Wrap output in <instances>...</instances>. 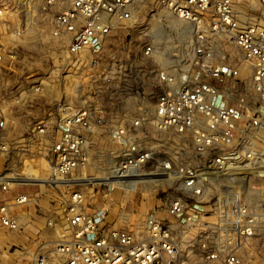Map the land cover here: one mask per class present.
<instances>
[{"label": "built area", "instance_id": "built-area-1", "mask_svg": "<svg viewBox=\"0 0 264 264\" xmlns=\"http://www.w3.org/2000/svg\"><path fill=\"white\" fill-rule=\"evenodd\" d=\"M41 1L55 12L50 36L65 44L48 58L51 72L64 71L72 92L74 71L97 66L108 36L119 23L136 22L142 0ZM255 1L263 7L257 13L238 11L234 0H152L154 21L170 18L186 52L160 61L152 111L110 128L120 149L109 176L125 186L152 185L160 204L140 229L116 227L104 211L88 213L85 194L74 189L61 221L69 235L38 253L34 264H264V0ZM20 28L0 32V79L18 58L28 32ZM225 42L233 44V55ZM156 51L151 41L144 52L156 58ZM40 84L32 89L41 91ZM103 125L88 106L61 100L54 120L33 127L47 157L39 154L26 169L45 166L50 180H66L88 163L91 135ZM5 129L3 118L0 138ZM165 133L177 137L179 151L155 160L143 138ZM29 201L28 193L4 182L1 227L16 230L12 208Z\"/></svg>", "mask_w": 264, "mask_h": 264}, {"label": "rangeland", "instance_id": "rangeland-1", "mask_svg": "<svg viewBox=\"0 0 264 264\" xmlns=\"http://www.w3.org/2000/svg\"><path fill=\"white\" fill-rule=\"evenodd\" d=\"M234 1L238 11L263 10L255 0ZM43 6L41 0H0V32L28 28L20 38L17 60L0 79V119L6 120L5 133L0 138V187L10 181L12 191L30 196L29 202L12 208L18 220L16 230L0 225V264H34L38 253L52 251L69 235L61 221L66 215L68 195L74 189L85 194L83 208L88 213L102 210L106 220L116 227L136 230L143 226L150 210L160 204L159 195L154 197L152 185L148 184L110 188L105 183L120 149L109 130L119 120L152 111L160 92L155 78L160 61L172 52H186V45L179 46L169 26L170 18L154 21L150 10L157 9V5L152 0H142L135 8L136 22L131 26L119 23L108 36L97 66L74 71V89L70 92L71 82L65 80V72L60 71V76L51 72L53 61L48 58L59 56L65 44L50 36L55 12ZM151 41L159 51L156 58L144 52ZM223 49L235 53L231 42H225ZM41 82L45 85L35 92L32 87ZM63 99L72 101L74 107L88 106L95 115L100 114L104 125L91 135L88 163L54 186V182L61 181L50 180L45 166L32 170L26 167H32L39 154L47 157L41 139L32 134L33 127L42 120H54L56 107ZM142 144L154 150L155 160L180 148L177 137L170 133L143 138ZM155 165L153 161L148 168ZM25 172L31 174L24 176ZM34 176L38 179L29 178ZM40 179L46 184L39 185Z\"/></svg>", "mask_w": 264, "mask_h": 264}, {"label": "bare ground", "instance_id": "bare-ground-1", "mask_svg": "<svg viewBox=\"0 0 264 264\" xmlns=\"http://www.w3.org/2000/svg\"><path fill=\"white\" fill-rule=\"evenodd\" d=\"M107 182H105V183H107V184H109V187L110 188H114L115 186H121L122 188H125L126 186H125V183H123V181H120L118 178H114L112 175L111 176H108L107 178ZM58 181H61L60 183H56V182H54L55 183V185L57 184V185H59V184H61L62 183V181L63 180H58ZM65 181V180H64ZM67 181V180H66ZM37 182H39V185H45L46 183H45V180H42V179H40L39 181H37ZM54 185V184H53Z\"/></svg>", "mask_w": 264, "mask_h": 264}]
</instances>
